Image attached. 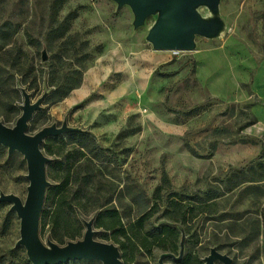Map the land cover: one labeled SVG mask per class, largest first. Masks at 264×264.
Masks as SVG:
<instances>
[{"label":"rangeland","instance_id":"rangeland-1","mask_svg":"<svg viewBox=\"0 0 264 264\" xmlns=\"http://www.w3.org/2000/svg\"><path fill=\"white\" fill-rule=\"evenodd\" d=\"M197 11L205 18L211 8ZM216 13L219 30L195 35L191 50L156 51L169 57L157 67L135 61L138 82L129 88L113 50L124 51L123 61L137 54L126 50L132 41L152 50L146 36L157 13L135 26L130 6L116 0H0V121L15 125L25 92L39 101L28 134L73 128L40 143L44 245L81 240L89 221L95 240L118 248L121 264H159L164 253L163 263L203 264L211 249L231 264H264V140L249 128V103L210 96L193 58L229 35L263 55L264 0H220ZM27 172L24 155L0 144V194L24 202ZM11 204L0 201V264H33L17 245Z\"/></svg>","mask_w":264,"mask_h":264},{"label":"water","instance_id":"water-1","mask_svg":"<svg viewBox=\"0 0 264 264\" xmlns=\"http://www.w3.org/2000/svg\"><path fill=\"white\" fill-rule=\"evenodd\" d=\"M121 6L127 4L134 14V25L140 26L150 15L157 13V18L149 29L146 39L156 50H191L194 47L195 35L212 36L220 27L215 18H203L197 11L200 5H206L213 12L218 9L220 0H116ZM24 95L22 114L13 127H8L0 121V144L8 148V153L14 150L21 152L27 162V196L24 202L14 194H0V201H10L11 209L20 218V237L17 245H23L29 260L33 264H60L72 259H98L103 264H121L118 248L106 242L93 238L91 222H85L83 238L76 242H68L59 246L49 242L44 245L38 235V222L44 200L47 180L45 164L47 157L40 149V143L48 135H57L73 128L63 124L61 127L47 126L35 134H28L27 121L32 112L39 106V101L30 103L27 93ZM170 255L164 253L162 258ZM220 260L223 264H231V258L215 249L204 258L203 264H213Z\"/></svg>","mask_w":264,"mask_h":264},{"label":"crops","instance_id":"crops-1","mask_svg":"<svg viewBox=\"0 0 264 264\" xmlns=\"http://www.w3.org/2000/svg\"><path fill=\"white\" fill-rule=\"evenodd\" d=\"M131 43L130 49L125 48L127 52L137 53L132 59L127 57L123 61L120 54L124 51L113 50L114 69L127 70L123 81L129 88L138 82L133 70L135 61L142 60L145 67H157L169 60L168 56L156 52L159 50H150L142 40ZM193 58L195 78L210 96L231 104L249 103L253 118L249 128H254L264 140V54L256 58L239 38L229 35L212 44L199 46L194 50ZM125 90L120 89L117 94Z\"/></svg>","mask_w":264,"mask_h":264},{"label":"trees","instance_id":"trees-1","mask_svg":"<svg viewBox=\"0 0 264 264\" xmlns=\"http://www.w3.org/2000/svg\"><path fill=\"white\" fill-rule=\"evenodd\" d=\"M260 157H261V154L258 156V158H260ZM63 179L65 180V183H66L67 180H68V176L67 175L66 176H63ZM110 214H112V216L114 217V220H113V222L111 224L113 226L117 222V220H116L117 212L115 210H113V211L110 212ZM140 221H141V219H140ZM140 221H139V223H140ZM263 222H264V213H263Z\"/></svg>","mask_w":264,"mask_h":264},{"label":"bare ground","instance_id":"bare-ground-1","mask_svg":"<svg viewBox=\"0 0 264 264\" xmlns=\"http://www.w3.org/2000/svg\"><path fill=\"white\" fill-rule=\"evenodd\" d=\"M208 14H209V15L205 17V18H207V19H209V18H215V17L217 16V13H216V12H213L212 10H211V12L208 13Z\"/></svg>","mask_w":264,"mask_h":264}]
</instances>
